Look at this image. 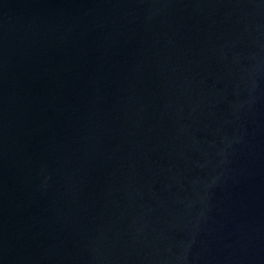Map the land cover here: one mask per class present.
<instances>
[{"label": "water", "instance_id": "1", "mask_svg": "<svg viewBox=\"0 0 264 264\" xmlns=\"http://www.w3.org/2000/svg\"><path fill=\"white\" fill-rule=\"evenodd\" d=\"M0 264H264V0H0Z\"/></svg>", "mask_w": 264, "mask_h": 264}]
</instances>
